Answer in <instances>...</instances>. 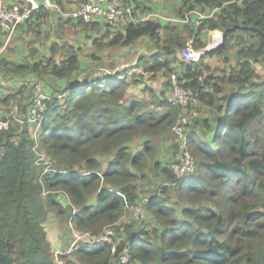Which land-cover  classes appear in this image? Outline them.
Instances as JSON below:
<instances>
[{
	"label": "trees",
	"instance_id": "trees-1",
	"mask_svg": "<svg viewBox=\"0 0 264 264\" xmlns=\"http://www.w3.org/2000/svg\"><path fill=\"white\" fill-rule=\"evenodd\" d=\"M226 2L193 0L195 5L178 21L197 7L219 8L214 16L193 25L197 34L204 29L224 34L219 57L222 48L235 42L239 49L234 68L214 76L202 64L203 58L182 60L178 73L170 68V57L143 63L146 72H170L160 111L148 108L150 103L125 102L124 80H70L79 70L76 53L59 65L16 67L17 73L39 76L49 70L54 80L66 85L48 94L37 141L25 124L15 133L0 131V264H54L46 231L50 213L64 218L70 230L100 238L121 215L125 201L142 202L132 168H149L166 181L174 178L172 163L155 154L153 143L159 131L173 125L181 108L168 103L171 74L195 93L196 106L204 109L188 130L196 170L176 178L175 199L185 206L178 211L167 205L151 187L143 205L145 217L149 212L156 226L130 232L118 247L114 241L80 243L76 259L81 264H123L116 257L126 248L130 256L126 264H264V77L256 74L257 63L264 61V0ZM168 29L172 30L151 21L129 24L110 45L127 46L149 37L159 46L160 31ZM180 40L179 35L169 36L161 52L169 54L176 46L180 52L187 43ZM8 100L9 96L0 98V106ZM137 141H142L138 149ZM36 145L51 162L53 173H44L37 163ZM104 158L109 160L102 173ZM93 195L97 199L90 205Z\"/></svg>",
	"mask_w": 264,
	"mask_h": 264
},
{
	"label": "crops",
	"instance_id": "crops-1",
	"mask_svg": "<svg viewBox=\"0 0 264 264\" xmlns=\"http://www.w3.org/2000/svg\"><path fill=\"white\" fill-rule=\"evenodd\" d=\"M26 1L28 0H6L9 5ZM55 1L62 9L61 13L43 9L41 7L42 0H32L39 8L34 11L29 21L18 28L15 36L0 56V81L3 80V82L10 84V88L20 90L25 86L23 82L37 81L40 78L39 74L34 72L19 70V73H17L15 72L16 67H30L41 64L42 68L47 63H50L51 66L59 65L66 61L70 55L76 53L79 60V70L75 72V76L80 72L91 69L96 74L85 79L111 78L124 80L127 83L124 93L127 102L131 100V94L135 97L132 100L138 102H151L153 99L156 108L160 111L162 109L160 102L164 100V97H167L165 85L167 75L170 72L167 70L146 72L143 70V63L148 64L154 57H160L161 60L170 57L172 71L174 73L181 71L183 67L182 60L184 59L177 46L169 54L161 52L162 47H164L163 42L168 40L169 36L179 35L181 43L190 42L195 49L202 50L205 53L202 64L214 76H220L229 68L234 67L236 63L237 49L233 50L232 55L226 56L227 60L223 55L219 57L213 45V31L204 29L197 34V30L193 25L195 17H191L192 23L183 24L178 21L179 15L195 5L193 0H122L132 8L136 24L151 21L159 23L163 28H172V30L160 31L162 42L159 46H156L155 42L149 37H143L127 46H111L110 42L115 36L124 35L126 27L133 23L122 21L116 26H110L100 19L84 23L76 17V12L80 4L86 0ZM195 9L206 14H209L212 10L208 6ZM150 12L157 13L165 19L145 21L146 15ZM231 60L233 62H230ZM219 71L222 72L219 73ZM43 77L51 84L45 86L46 92L50 95L60 88L62 90L66 85L62 80H54L49 70ZM70 80L74 81L75 78L70 77ZM51 86L59 89L54 90ZM19 96L16 93L12 100ZM15 102L17 103V100ZM12 108L18 111L17 105ZM200 110L197 118L204 114L203 107ZM140 142L135 143L137 149L140 148ZM108 160L109 158H104L102 173L107 169ZM96 199V195L91 196L89 204L94 205ZM61 204L66 205L63 199H61ZM46 231L54 254V264H59L58 257L62 256L66 248H69V244L75 236L80 234L89 237L87 233L69 232L66 220L54 213L49 215V224Z\"/></svg>",
	"mask_w": 264,
	"mask_h": 264
},
{
	"label": "built area",
	"instance_id": "built-area-1",
	"mask_svg": "<svg viewBox=\"0 0 264 264\" xmlns=\"http://www.w3.org/2000/svg\"><path fill=\"white\" fill-rule=\"evenodd\" d=\"M239 1V0H238ZM237 0H228L226 3H236ZM41 7L45 10H53L61 13L62 9L55 2V0H42ZM39 7L35 5L32 0L26 2L9 5L6 0H0V56L3 54L10 41L15 36L18 28L30 20L35 10ZM219 11L215 7L209 14L201 11L191 10L188 11L180 20L182 23L190 21L191 17H195V21L200 22L203 19L214 16ZM76 17L84 23H90L95 19L103 20L110 26H116L122 21H129L136 24V19L133 16V10L130 6L124 5L121 0H86L78 7ZM165 19L157 13L150 12L146 15V20ZM179 21V22H180ZM213 45L218 48L222 44V33L219 31L213 32ZM180 54L186 62H198L205 53L200 49H195L190 42H187L184 47L180 49ZM169 94L168 103L177 105L182 109H191L190 116L192 118L198 116V111L194 108L197 105V98L195 93L190 89H185L179 83L175 74L169 76ZM64 96H59V98ZM49 102V95L42 88L38 87L35 91V96L27 107L26 115L20 116L16 110L10 111L5 119H0V131L8 130L11 128V120H14L19 125L28 124L32 130V137L37 141V137L41 132L42 121L47 111V104ZM190 126L189 117L181 115L173 127V133L179 145L180 154L176 161L171 164V170L177 179H181L190 174H193L197 167V160L189 152L188 143V128ZM34 151L39 156L37 163L44 166L49 162L39 152L36 145ZM49 166V165H48ZM49 172L47 168L44 173ZM125 201V197L119 194ZM125 209L130 212L133 220H141L145 217V207L143 203L130 205L125 201ZM108 228L104 234L97 238L96 242L113 243L114 232ZM112 252L115 253L113 246ZM117 261L126 264L130 256L128 249L124 248L116 257ZM59 261V264H63ZM65 264V263H64Z\"/></svg>",
	"mask_w": 264,
	"mask_h": 264
},
{
	"label": "rangeland",
	"instance_id": "rangeland-1",
	"mask_svg": "<svg viewBox=\"0 0 264 264\" xmlns=\"http://www.w3.org/2000/svg\"><path fill=\"white\" fill-rule=\"evenodd\" d=\"M234 49H237V50L239 49V47H237L235 42H230L226 45V47L224 49L222 48L221 52H224V53H222L224 58H226V56H228L229 54L233 53ZM226 60H227V58H226ZM230 62H233V60H231ZM256 66H257L256 67V74L258 75V78L264 77V61L258 62ZM233 68H230V69H233ZM228 71H226V72H228ZM221 72L222 71H219V73H221ZM226 72H224V73H226ZM95 74H96V72L90 69V70L80 72L76 76H75V73H73L71 77L72 78H78L80 80V79H85L87 77H92ZM215 78H217V77H215ZM23 83L25 86L20 88V90L19 89L15 90L12 87L10 88V84H7L5 81L3 82V80L0 81V98H7L9 96L8 102L5 104H2L0 106V119H5L6 116L9 115L10 111L14 110L12 108L14 105H17V108H18L17 112L19 113V115L25 116L27 107L29 106L30 102L32 101L33 97L35 96V90L37 89V87H41L46 92L47 90L45 89V86H46V84H50V82L48 80H45L43 76H40V78L37 81L32 80V81H26ZM51 87H53L54 90L59 89L55 86H51ZM16 93H18V95H20V96L17 97L16 99L12 100V98L14 97V95H16ZM124 93H125V91H124ZM124 99H125V97H124ZM126 99H125V102H127ZM130 99L131 100L129 102L134 101V100H132V99H135L133 94H131ZM16 100H17V103L15 102ZM142 103H148V104L150 103L151 105H148V108H156L155 105H152L153 99L151 100V102H142ZM197 108L198 107H195V109H197ZM143 110H145V109H142L141 112ZM199 110H200V108H198V111ZM190 113H191L190 109L180 108L179 113H178L173 125H171L170 127H167L166 129H162L153 137V143H154V148H155V152H156L155 154L157 156L161 157V159L163 161H165V163H173L180 154L179 145H178L176 138L174 136V133H173V127H174L175 123L177 122L179 116L184 115V116L189 117V121H190L191 126H189L188 130L191 131L193 129V126L195 123L194 119L197 117L192 118L190 116ZM10 130H13L14 133L18 132V130H19V125L14 120H11ZM31 133H32V130H31ZM41 168H43V170L45 168H47L49 173L54 172V170L51 167V162L42 166ZM132 171L138 175V179L134 184L141 187L142 192H141V194L139 196V200H138V201H142L141 203H144L148 198H150V195H147V193H148V191L151 190V187H152V191L155 190V193H154L155 196L156 195L160 196L161 199L167 205H169L173 208H177L178 211H180V209L185 206V204L183 202H181L178 198L175 199L174 190H175L176 185H177V179H176L174 174H173L174 178L171 181H168V180L166 181V180L162 179L161 177H156L153 172L149 171V168L143 169V170H136L135 168H132ZM56 196L57 195H55V197ZM152 224L154 226H156L153 223V221L149 219V212L147 214V217H145L144 219L139 220V221H135L132 219L130 212L124 208L121 215L116 220V222L113 223L111 226H107V227H110V229H112L111 231L114 232V236H113L112 240L114 241V244L118 247V245H122L126 242L127 237H128L130 232L135 234L139 231V229L141 227H145V226L149 227ZM107 227H105L104 230ZM68 230H69V232H71V231L75 232L76 231L75 229L70 230L69 227H68ZM81 233H83V232H81ZM77 236H75L74 239L71 240V242L69 244V248H66L64 250V253H62V256L58 257L59 261L63 260V262H62L63 264L65 262L66 263L68 262L69 264H81L76 259V251L80 247L79 244L80 243L91 244V243H94L96 240L95 238H93L90 235H89V237H87L86 235H80V234ZM51 239H52V237L50 238V241H51ZM70 260H71V262H69Z\"/></svg>",
	"mask_w": 264,
	"mask_h": 264
},
{
	"label": "clouds",
	"instance_id": "clouds-1",
	"mask_svg": "<svg viewBox=\"0 0 264 264\" xmlns=\"http://www.w3.org/2000/svg\"><path fill=\"white\" fill-rule=\"evenodd\" d=\"M220 32V31H219ZM222 43H223V33H222ZM222 45L223 44H221L220 45V48L222 47ZM216 49V48H215ZM196 106H194V108H195ZM197 110V109H196ZM19 125V124H18ZM25 125H27V127H28V129H29V131H30V134H31V129H30V127L28 126V124H25ZM42 128V127H41ZM42 130V129H41ZM40 134H41V132L39 133V135L38 136H40ZM31 136H32V134H31ZM38 138V137H37ZM97 240V239H96ZM97 243V242H96ZM63 261V260H62Z\"/></svg>",
	"mask_w": 264,
	"mask_h": 264
},
{
	"label": "water",
	"instance_id": "water-1",
	"mask_svg": "<svg viewBox=\"0 0 264 264\" xmlns=\"http://www.w3.org/2000/svg\"><path fill=\"white\" fill-rule=\"evenodd\" d=\"M223 41H224V34H223ZM222 44H223V43H222ZM219 48H220V47H219ZM219 48H218V49H219ZM218 49L216 48L215 50L217 51Z\"/></svg>",
	"mask_w": 264,
	"mask_h": 264
}]
</instances>
